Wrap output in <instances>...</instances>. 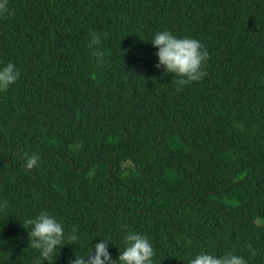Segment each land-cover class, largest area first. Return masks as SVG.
I'll return each mask as SVG.
<instances>
[{
	"label": "trees",
	"instance_id": "obj_1",
	"mask_svg": "<svg viewBox=\"0 0 264 264\" xmlns=\"http://www.w3.org/2000/svg\"><path fill=\"white\" fill-rule=\"evenodd\" d=\"M7 7L0 67L12 62L19 78L0 87V264H34L23 225L41 212L80 238L53 264L104 238L118 261L129 231L153 245L152 264L201 252L264 264V0ZM164 30L209 54L207 75L179 91L155 66Z\"/></svg>",
	"mask_w": 264,
	"mask_h": 264
},
{
	"label": "clouds",
	"instance_id": "obj_2",
	"mask_svg": "<svg viewBox=\"0 0 264 264\" xmlns=\"http://www.w3.org/2000/svg\"><path fill=\"white\" fill-rule=\"evenodd\" d=\"M8 0H0V16L11 14ZM101 37L92 32L89 39V47L100 44ZM151 44L157 49L155 55L158 58L157 68L163 67L164 72L174 74L177 78V90L186 84L199 82L207 72L204 71L205 63L209 58L207 50L196 39L187 37L178 38L170 31H158L151 40ZM93 55L97 57L98 63L103 62L104 53L96 50ZM3 62H0L2 64ZM19 78V71L12 62L0 67V87L7 88ZM37 156L33 155L27 159L26 166L32 168L36 165ZM6 206L7 201L3 202ZM23 227L28 230V246L39 251V257L34 264H42L48 261L53 264V256L60 247L67 244H75L80 238L76 235V229L65 234L64 226L57 222L55 217L47 212H41L34 218L27 219ZM104 238L91 247L84 256H75L69 264H152L154 256L153 245L148 238L129 231L124 237V250L120 251L118 261L112 259L108 251V241ZM250 249V255L255 257L257 250L246 245ZM94 249V251H93ZM189 264H248V261L239 255L226 253L222 256L201 252L190 259Z\"/></svg>",
	"mask_w": 264,
	"mask_h": 264
}]
</instances>
